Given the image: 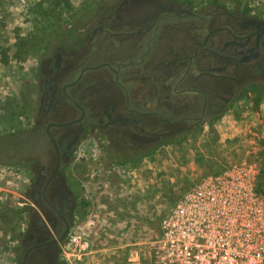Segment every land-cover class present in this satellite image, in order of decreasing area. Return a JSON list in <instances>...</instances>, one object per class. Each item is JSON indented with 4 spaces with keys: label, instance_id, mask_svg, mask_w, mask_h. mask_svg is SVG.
I'll list each match as a JSON object with an SVG mask.
<instances>
[{
    "label": "flooded vegetation",
    "instance_id": "1",
    "mask_svg": "<svg viewBox=\"0 0 264 264\" xmlns=\"http://www.w3.org/2000/svg\"><path fill=\"white\" fill-rule=\"evenodd\" d=\"M83 18L71 44L45 46L36 70L18 264H61L85 206L69 170L83 145L118 163L144 159L264 96V11L106 0Z\"/></svg>",
    "mask_w": 264,
    "mask_h": 264
},
{
    "label": "rangeland",
    "instance_id": "2",
    "mask_svg": "<svg viewBox=\"0 0 264 264\" xmlns=\"http://www.w3.org/2000/svg\"><path fill=\"white\" fill-rule=\"evenodd\" d=\"M105 1L0 0V136L28 137L37 101L36 70L45 46L71 44L83 17L103 9ZM190 1L197 5L210 0ZM215 1L264 11V0ZM244 106L190 139L161 146L136 161L118 163L104 156L101 147L83 145L69 170L86 206L62 244L61 264H130L132 248L146 252L160 235V220L175 199L220 164L256 161L258 182L264 183V96ZM41 139L39 144L48 148L44 137ZM33 151L25 148L0 154V213L7 209L17 212L12 224L7 218L0 220V264H18L13 249L18 244L21 203L27 202L25 184L31 175L22 162ZM13 159L16 164L2 163ZM71 237L77 240L73 242Z\"/></svg>",
    "mask_w": 264,
    "mask_h": 264
},
{
    "label": "built area",
    "instance_id": "3",
    "mask_svg": "<svg viewBox=\"0 0 264 264\" xmlns=\"http://www.w3.org/2000/svg\"><path fill=\"white\" fill-rule=\"evenodd\" d=\"M256 161L220 164L178 196L130 264H264V194ZM2 195L0 192V203ZM75 242L77 237H71Z\"/></svg>",
    "mask_w": 264,
    "mask_h": 264
},
{
    "label": "trees",
    "instance_id": "4",
    "mask_svg": "<svg viewBox=\"0 0 264 264\" xmlns=\"http://www.w3.org/2000/svg\"><path fill=\"white\" fill-rule=\"evenodd\" d=\"M23 137H19L18 134L15 133H10L4 136H0V154H2L3 152H10L12 154L17 153L18 151L25 149V148H31L34 145V138L31 137H26L23 140L20 139ZM2 163H7V164H16L15 160H6ZM258 186L260 191L264 194V183H259L258 182ZM86 206V204H85ZM17 212H15L13 209H7V210H3L0 213V220H4L5 218H7L8 220L11 217H14V215H16Z\"/></svg>",
    "mask_w": 264,
    "mask_h": 264
},
{
    "label": "water",
    "instance_id": "5",
    "mask_svg": "<svg viewBox=\"0 0 264 264\" xmlns=\"http://www.w3.org/2000/svg\"><path fill=\"white\" fill-rule=\"evenodd\" d=\"M51 138V141L53 142V144L55 145V142H54V140H53V138L52 137H50ZM26 259V258H25Z\"/></svg>",
    "mask_w": 264,
    "mask_h": 264
}]
</instances>
